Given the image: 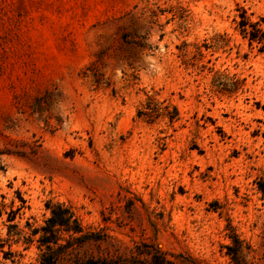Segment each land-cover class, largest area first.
I'll return each instance as SVG.
<instances>
[{
    "label": "rangeland",
    "instance_id": "obj_1",
    "mask_svg": "<svg viewBox=\"0 0 264 264\" xmlns=\"http://www.w3.org/2000/svg\"><path fill=\"white\" fill-rule=\"evenodd\" d=\"M264 0H0V264H264ZM264 28V26H262ZM178 120L137 118L146 102ZM85 235V236H84Z\"/></svg>",
    "mask_w": 264,
    "mask_h": 264
},
{
    "label": "trees",
    "instance_id": "obj_2",
    "mask_svg": "<svg viewBox=\"0 0 264 264\" xmlns=\"http://www.w3.org/2000/svg\"><path fill=\"white\" fill-rule=\"evenodd\" d=\"M239 18L237 26L243 38H246L249 45L255 44L258 47V51L264 53V28L262 27L264 26V18L260 17L255 22H250L244 14H241ZM136 116L147 122H153L159 117L166 118L169 123L178 120V113L174 107L164 103V101L158 103L149 96H147L144 105L137 111ZM261 192L264 200V189ZM42 231L44 235L39 243L41 246L46 247L47 253L41 257L37 264H56V259L51 257L53 252L50 250V245H55L58 241L57 235L59 231L70 235L82 234V229L77 219L67 208L59 205L51 209L50 217L47 219Z\"/></svg>",
    "mask_w": 264,
    "mask_h": 264
}]
</instances>
